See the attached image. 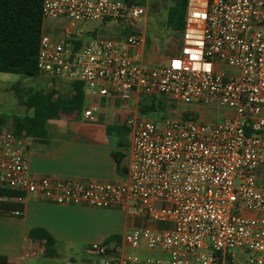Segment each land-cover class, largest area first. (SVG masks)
Segmentation results:
<instances>
[{
    "label": "built area",
    "instance_id": "obj_1",
    "mask_svg": "<svg viewBox=\"0 0 264 264\" xmlns=\"http://www.w3.org/2000/svg\"><path fill=\"white\" fill-rule=\"evenodd\" d=\"M46 21H111L135 26L122 39L97 37L75 50L72 31L42 32L38 69L51 78L84 84L92 94L124 102L164 96L174 103L229 112L203 122L179 113L162 123L135 115L127 120L131 144L127 178L119 183L82 182L30 174L33 138L0 130V190L58 205L95 209L139 208L171 223L165 232L133 229L125 248L88 250L78 264H264V0H188L178 53L157 65L143 55L147 36L137 24L144 6L122 0H40ZM177 110L174 109V111ZM98 107L84 112L94 121ZM21 215L20 211L14 213ZM26 257L45 256V241L28 240ZM158 250L145 258L126 248ZM239 255L247 256L244 263ZM69 264L72 261H68Z\"/></svg>",
    "mask_w": 264,
    "mask_h": 264
},
{
    "label": "crops",
    "instance_id": "obj_2",
    "mask_svg": "<svg viewBox=\"0 0 264 264\" xmlns=\"http://www.w3.org/2000/svg\"><path fill=\"white\" fill-rule=\"evenodd\" d=\"M142 19L147 22L146 16ZM43 31L51 34L45 23ZM142 53L152 63L160 65L178 51L161 55L158 48H149L147 43ZM39 78L43 83L42 88L47 90H36L45 94L56 91L65 98L74 96L73 84L77 81L47 75ZM84 94L80 113L60 112L56 119L48 122L43 138H33L29 154L32 176L105 183H119L127 178V154L131 144L127 120L139 115V109L136 107L131 115L127 112L129 101L92 95L85 86ZM140 97L135 96L133 100L139 103ZM92 106L98 107L94 121L84 117L85 110ZM22 118L23 114L9 121H0V130L13 132L17 120ZM125 134L129 139L126 140ZM118 153L126 156L121 168L115 159ZM21 205V216L0 215V264H69V260L71 264H78L81 260L96 258L88 250L94 244L108 245L113 254L125 248L124 236L130 230L165 232L173 229L171 223L142 215L137 207L130 210L121 207L95 209L85 205H58L41 201L35 196L25 198ZM34 229H43L55 239L57 257H26L27 241L31 240L35 245L42 241L30 237ZM77 249L83 250V257L79 260L74 257ZM125 251L142 259L167 257L158 250H148L144 246L139 249L126 248Z\"/></svg>",
    "mask_w": 264,
    "mask_h": 264
},
{
    "label": "trees",
    "instance_id": "obj_3",
    "mask_svg": "<svg viewBox=\"0 0 264 264\" xmlns=\"http://www.w3.org/2000/svg\"><path fill=\"white\" fill-rule=\"evenodd\" d=\"M129 5L144 6L147 0H122ZM188 0H172L167 14L166 27L173 33L181 35L185 28ZM44 19L40 0H0V73L18 75L35 79L41 76L38 69L40 41L43 32ZM124 36H130L133 30H124ZM75 50L80 49L83 41L73 40ZM16 86V85H15ZM13 86L17 92L20 89ZM74 96L65 98L56 91L45 94L30 88L27 97L21 105L26 113L22 120H17L13 133L16 137L23 134L32 138H43L46 135L47 124L56 119L60 112H78L83 109L85 94L84 84H73ZM146 107L139 106V113H160L164 118L169 116L170 109H176V104L164 96L154 95L148 99ZM189 118L188 114L184 115ZM126 156L115 154L119 168ZM23 194L11 190H0V215L14 214L20 211L22 205L15 198ZM20 215V216H21ZM33 240H43L46 245L45 257L55 258V239L43 229H34L30 233ZM109 241L106 242L108 244Z\"/></svg>",
    "mask_w": 264,
    "mask_h": 264
},
{
    "label": "rangeland",
    "instance_id": "obj_4",
    "mask_svg": "<svg viewBox=\"0 0 264 264\" xmlns=\"http://www.w3.org/2000/svg\"><path fill=\"white\" fill-rule=\"evenodd\" d=\"M171 5L172 0H149L148 11L145 15L147 22L142 19L137 24V28L147 36L148 47L158 48L161 55L166 54L167 52L174 54L178 51L180 36L179 34L171 32L166 27L167 14ZM45 24L50 29V33L53 36H59L62 31L70 29L72 31V38L77 41H83L84 43L97 37L122 39L124 37V30L127 28L129 30L136 29L135 26L122 24L116 25L111 21L80 22L74 27H72V24L66 20L46 21ZM39 80V77L29 79L18 75L0 73V121H9L14 117H19L26 113V109L21 105V102L26 99L27 91L30 88L46 89L42 88L43 83ZM13 86L20 89L19 92H17ZM47 88L50 87L47 86ZM151 98H153V96L142 95L139 103L133 99L130 100L127 112L132 115L136 107H146L149 104L148 99ZM175 104L177 110L174 111V108L170 109V116H174L178 113L181 116L188 114L194 119L203 122H214L229 114L226 110H218V108L212 106H206L205 110H203V108L197 109L195 106H187L183 104L178 105V103ZM139 117L152 120L155 123H162L166 119L160 113H146L143 115L139 113ZM124 137L126 140L129 139L126 134ZM258 176L260 182L264 183V171H258ZM82 252V249L76 250L74 254L76 260L83 257ZM234 253L237 256L238 261L241 263H244L248 258V255H239L240 252L238 250H235Z\"/></svg>",
    "mask_w": 264,
    "mask_h": 264
}]
</instances>
